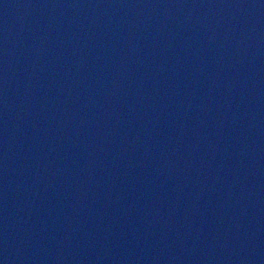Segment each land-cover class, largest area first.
Returning a JSON list of instances; mask_svg holds the SVG:
<instances>
[{"label": "water", "instance_id": "1", "mask_svg": "<svg viewBox=\"0 0 264 264\" xmlns=\"http://www.w3.org/2000/svg\"><path fill=\"white\" fill-rule=\"evenodd\" d=\"M0 264H264V0H0Z\"/></svg>", "mask_w": 264, "mask_h": 264}]
</instances>
